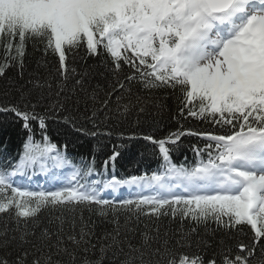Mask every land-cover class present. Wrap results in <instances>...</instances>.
I'll return each mask as SVG.
<instances>
[{
  "label": "snow or ice",
  "instance_id": "1",
  "mask_svg": "<svg viewBox=\"0 0 264 264\" xmlns=\"http://www.w3.org/2000/svg\"><path fill=\"white\" fill-rule=\"evenodd\" d=\"M29 44L56 63L49 78L34 82L46 94L33 102L22 92L20 103L0 106L26 132L18 158L5 156L0 164V264H105L109 254L117 264H264V0H0V77L10 67L23 74ZM77 57L98 61L110 78L103 95L94 91L91 105L85 103L90 129L76 125L66 104L79 103L75 93L92 74L88 66L77 71ZM133 83L171 90L179 119L212 128L180 124L163 137L121 133L122 141L154 146L159 169L94 179L115 168L118 147L102 172L94 157L74 163L67 144L51 141L48 121L60 118L85 136H111L101 127L105 120L127 118L137 106L145 110ZM185 136L202 144L192 145L191 164H177L171 154ZM37 169L51 173L52 188L17 183ZM65 169L70 173L62 176ZM123 186L139 191L122 199L103 194ZM142 216L153 227L140 229ZM161 217L192 227L162 233ZM209 222L213 235L219 231L234 244L221 239L214 247L200 235L199 226L207 231ZM98 223L113 227L98 235Z\"/></svg>",
  "mask_w": 264,
  "mask_h": 264
},
{
  "label": "trees",
  "instance_id": "2",
  "mask_svg": "<svg viewBox=\"0 0 264 264\" xmlns=\"http://www.w3.org/2000/svg\"><path fill=\"white\" fill-rule=\"evenodd\" d=\"M42 49V45L39 46ZM28 55L25 58V67L23 74L17 67H10L5 76L0 77V106L17 104L21 102V93L27 95V99L35 102L36 98L41 95L43 91L47 93V89L40 90L34 88L35 81H43L49 78V72L54 71L56 58L49 54L44 56L41 50H34L29 44ZM0 57H2V50H0ZM84 66L91 69L92 74L85 77L84 91L77 90L75 97L78 98L79 103L74 107V100L66 101L68 114L76 116L75 123L77 126H86L91 128L92 125L84 118L85 103L91 105V95L94 91H98L103 95V91L107 90L110 83V78L104 72L103 66L91 57H86L81 60L80 57L76 59V67L79 72ZM71 81L69 84L71 85ZM99 86V89H97ZM133 94L140 96L143 101L144 112H139L138 107L134 108L127 118L118 119L112 116L105 120L101 125L106 130H111V136H85L76 132L71 124H65L62 119L48 121V135L53 143L63 147L67 144V154L73 159L74 163H79L81 158L91 159L95 158L96 168L98 171H103L102 163L109 155H111L113 148L118 147L120 157H118L115 168H109L108 172L100 176V179H108L112 175H121L124 177H131L133 175H151L152 172L159 169L161 163L160 157L154 146L143 140H135L131 142L122 141L119 139V134L123 133L125 136L131 134H148L163 137L170 131H176L180 124L184 125L185 129H211V125H206L201 121L193 118L179 119L177 117L178 101L176 94L168 89H152L145 90L139 84L133 83ZM126 102L125 101H122ZM21 106H23L21 104ZM39 110V109H38ZM90 110V109H89ZM63 115V114H62ZM101 119H103L101 117ZM179 119V122H178ZM23 121L15 117L12 113L0 112V164L3 163L4 157L7 156L10 160L18 158L22 151L23 142L26 139V132L22 127ZM33 130L36 132L35 139L40 140L39 129L35 122H33ZM182 146L179 150L173 152L172 159L177 164L186 163L191 164L194 159V153L191 148L194 144H202V141L194 136H185L181 138ZM125 144L124 147H119ZM95 179V178H94ZM87 211L84 212L85 218L89 217ZM120 222L123 224L124 216L121 215ZM91 219L97 220L95 215ZM147 223L149 227H153L151 218L142 216L138 227L144 228ZM161 232L179 233L181 231H188L192 225L189 221L181 222L178 218L172 219L170 217H161L158 221ZM47 225V214L42 220L41 227ZM2 226V221H0ZM113 227L110 223L97 224V234L104 229L111 230ZM215 225L209 222L207 231L203 225L199 226L198 231L205 239L215 247L216 242L224 239L228 244H234V241L224 236L223 233L216 231L213 235ZM139 239V233L135 234L133 243ZM247 241V237H241ZM194 250V249H193ZM105 264H117L115 258L109 254Z\"/></svg>",
  "mask_w": 264,
  "mask_h": 264
},
{
  "label": "rangeland",
  "instance_id": "3",
  "mask_svg": "<svg viewBox=\"0 0 264 264\" xmlns=\"http://www.w3.org/2000/svg\"><path fill=\"white\" fill-rule=\"evenodd\" d=\"M64 173L66 174V173H70V171L69 170H64ZM22 185H25V186H30V185H33V182L32 181H27V182H22L21 183Z\"/></svg>",
  "mask_w": 264,
  "mask_h": 264
}]
</instances>
